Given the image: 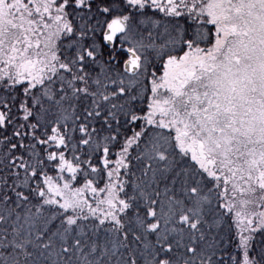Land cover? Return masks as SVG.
I'll return each mask as SVG.
<instances>
[{
    "label": "snow or ice",
    "instance_id": "snow-or-ice-1",
    "mask_svg": "<svg viewBox=\"0 0 264 264\" xmlns=\"http://www.w3.org/2000/svg\"><path fill=\"white\" fill-rule=\"evenodd\" d=\"M0 264H264V0H0Z\"/></svg>",
    "mask_w": 264,
    "mask_h": 264
}]
</instances>
